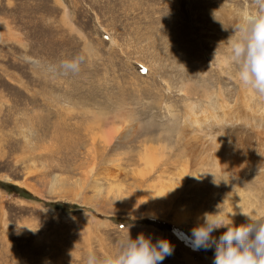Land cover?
I'll return each instance as SVG.
<instances>
[{"label": "rangeland", "instance_id": "rangeland-1", "mask_svg": "<svg viewBox=\"0 0 264 264\" xmlns=\"http://www.w3.org/2000/svg\"><path fill=\"white\" fill-rule=\"evenodd\" d=\"M255 14L256 0H0V264H86L128 231L167 238L162 264H213L191 229L238 203V179H195L175 134L186 102L256 105L229 44Z\"/></svg>", "mask_w": 264, "mask_h": 264}, {"label": "bare ground", "instance_id": "bare-ground-1", "mask_svg": "<svg viewBox=\"0 0 264 264\" xmlns=\"http://www.w3.org/2000/svg\"><path fill=\"white\" fill-rule=\"evenodd\" d=\"M8 5L11 6L10 3ZM62 17L65 23L72 27L67 10L64 9ZM1 28V32L9 31L7 26ZM255 104L248 109L243 106L244 110L239 111L229 106L223 109L218 102L216 106L209 105V108L200 109L195 113L193 103L186 102L184 117L175 134L179 149L174 153L184 158V163L195 179L219 177L228 181L233 176L238 179V203L229 204L223 212L227 214L235 211L237 214L233 220L238 224L247 220L240 214L239 207L253 215L260 216L264 212V95H257ZM218 108H221V111H218ZM205 127H213L214 130ZM243 132L249 133L255 141V147L249 144L252 139L243 138ZM187 135L190 136L187 138ZM150 154L155 155L152 150L147 151L144 157L148 163L146 173L153 167L150 164ZM184 179L186 180V177ZM180 183L182 185V182ZM214 197L215 195L213 199Z\"/></svg>", "mask_w": 264, "mask_h": 264}, {"label": "clouds", "instance_id": "clouds-1", "mask_svg": "<svg viewBox=\"0 0 264 264\" xmlns=\"http://www.w3.org/2000/svg\"><path fill=\"white\" fill-rule=\"evenodd\" d=\"M256 3L264 11V0ZM238 31V36L229 38L231 59L239 65L238 83L244 89L264 95V14L246 15ZM159 196L163 195L154 197ZM239 208L240 214L247 218L244 223H234L235 211L227 214L219 211L205 213L191 229L194 250L214 246L213 264H264V216ZM220 229L224 231L215 236ZM173 251L174 245L167 238L153 241L143 233L132 238L128 231L116 252L102 257L89 252L86 264H162Z\"/></svg>", "mask_w": 264, "mask_h": 264}]
</instances>
